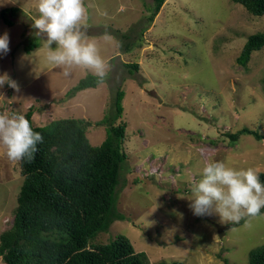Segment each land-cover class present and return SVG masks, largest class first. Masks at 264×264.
I'll list each match as a JSON object with an SVG mask.
<instances>
[{"label": "rangeland", "instance_id": "374dc122", "mask_svg": "<svg viewBox=\"0 0 264 264\" xmlns=\"http://www.w3.org/2000/svg\"><path fill=\"white\" fill-rule=\"evenodd\" d=\"M38 2L0 0V10L17 8L7 13L11 24L0 18V35L10 36L0 75L20 88L0 87V111L25 114L33 106V122L41 126L85 118L92 122L86 131L90 142L100 145L108 127L98 122L113 118L116 92L125 91L117 120L126 122L127 159L117 201L124 218L91 243L124 234L152 262L225 264L226 258L229 264H249V252L264 245V213L230 226L221 238L217 224L231 223L215 212L193 214L188 178L201 179L213 161L264 171V46L238 61L248 37L264 31V14L253 15L233 0H166L152 21L154 0H85L87 34L111 71L104 84L67 97L90 72L73 68L65 77L47 62L46 39L32 28ZM30 43L38 46L27 51ZM126 62L140 67L131 71ZM245 126L263 138L241 134L231 142L230 134ZM23 181L20 161H9L0 147V234L11 225ZM0 264H6L1 256Z\"/></svg>", "mask_w": 264, "mask_h": 264}, {"label": "trees", "instance_id": "16d2710c", "mask_svg": "<svg viewBox=\"0 0 264 264\" xmlns=\"http://www.w3.org/2000/svg\"><path fill=\"white\" fill-rule=\"evenodd\" d=\"M165 1L154 0L150 20H154ZM233 1L253 15L264 14V0ZM14 10L17 8L1 9L0 18L10 23L7 13ZM112 31L120 34L117 29ZM129 45L125 47L129 49ZM37 46L38 43H30L26 50ZM263 46L264 31L251 34L238 61H248L253 51ZM125 65L131 71L140 67L137 62ZM98 85L96 77L87 74L67 92V97ZM124 96L125 91L120 87L115 95L113 118L106 116L98 122L108 127L100 145H93L87 136L90 120L66 117L41 126L33 122V106L24 114L44 140L38 144L31 162L20 161L24 181L18 204L11 225L0 234V256L6 264H185L180 260L152 262L124 234L109 242L91 243L98 232L107 230L116 219L124 218L117 208L120 171L127 159L123 150L126 122L117 123L122 117ZM241 134L263 138L258 131L245 126L231 133L230 141L236 142ZM260 180L264 183V171H260ZM242 223L244 219L231 226ZM249 264H264V245L249 252Z\"/></svg>", "mask_w": 264, "mask_h": 264}, {"label": "clouds", "instance_id": "9594fccd", "mask_svg": "<svg viewBox=\"0 0 264 264\" xmlns=\"http://www.w3.org/2000/svg\"><path fill=\"white\" fill-rule=\"evenodd\" d=\"M39 15L33 18L32 28L37 37L46 39V60L54 68L63 70L65 77L71 69L81 68L104 84L111 71L110 63L102 55L97 41L87 34L85 0H39ZM55 44V47L53 45ZM10 51L7 31L0 35V55ZM7 84L19 92V85L7 74L0 75V87ZM44 137L34 131L22 112L0 111V147L11 162H31ZM157 151V155H162ZM201 179L188 178L192 197L189 207L196 216L217 213L221 222L238 223L241 219L256 218L264 208V183L260 169L228 166L224 161L208 162Z\"/></svg>", "mask_w": 264, "mask_h": 264}, {"label": "water", "instance_id": "95a60500", "mask_svg": "<svg viewBox=\"0 0 264 264\" xmlns=\"http://www.w3.org/2000/svg\"><path fill=\"white\" fill-rule=\"evenodd\" d=\"M231 224H217L218 234L222 238L225 235L226 229H228Z\"/></svg>", "mask_w": 264, "mask_h": 264}]
</instances>
